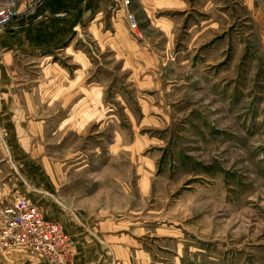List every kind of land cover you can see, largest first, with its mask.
<instances>
[{"label":"rangeland","instance_id":"1","mask_svg":"<svg viewBox=\"0 0 264 264\" xmlns=\"http://www.w3.org/2000/svg\"><path fill=\"white\" fill-rule=\"evenodd\" d=\"M106 3L101 16L110 13L114 0ZM175 18L168 20L171 26L136 20V30L126 25L131 41L123 42L101 41L97 25L79 28L68 51L53 52L49 61L58 60L70 72L78 67L70 52L87 56L89 70L77 89L90 85L86 92L93 99L100 92L101 101L78 106L83 96L78 97L68 108L75 115L70 130L52 117L59 107H39V114L54 120L33 157H45L65 191L70 186L87 195L85 206L117 211L141 231H151L146 242L159 262L199 256L207 264H264V59L255 38L260 34L252 28L253 41L249 28L228 29L232 36L223 34L217 44L220 58H213L217 50L198 58L180 16ZM107 23L101 31L121 33V26ZM29 66L23 65V77L29 75L45 94L51 89L45 73ZM0 144L5 148L1 139Z\"/></svg>","mask_w":264,"mask_h":264},{"label":"crops","instance_id":"2","mask_svg":"<svg viewBox=\"0 0 264 264\" xmlns=\"http://www.w3.org/2000/svg\"><path fill=\"white\" fill-rule=\"evenodd\" d=\"M107 1L39 0L29 9L19 5L14 21L0 30V139L6 148L0 147L4 157L0 162V217L12 205L16 195L29 196L45 218L60 221L65 232L74 239V264H207L199 256L187 259L185 263L184 260L159 262L152 244L146 242L154 236L151 231H141L121 218L117 211L102 209L96 212L97 209L85 206L87 195L76 194L70 186L65 191L63 184L56 182L55 170L45 162V157H33L42 148L39 139L49 120L56 118V123L63 120L62 128L66 124L70 130L75 115L71 117L68 108L78 97L83 96L78 99V106H91L101 101L100 92L94 93V99L86 92L90 85L83 87L85 91L77 89L78 85L84 86L80 81L89 70L90 63L85 54L70 52L73 64L78 65L74 72L58 60L50 62L49 59L53 52L68 51L71 38L79 28L88 30L97 25L101 41L109 37L115 42L131 41L126 32L127 11L137 21L149 20L151 25L164 22L171 26L173 24L168 20L178 19L175 17L179 15L185 38L194 52L198 50V58H204L208 51L215 53V50L217 54H213V58H220L221 49L217 44L221 43L223 34L225 38L229 34L232 36L228 29L249 28L246 35L249 33V39L252 37L254 41V28L260 34L255 38L264 59V0H131L128 8L121 6L116 12L109 8L110 13L102 17L104 10L107 14ZM106 20L117 28L121 26V33L115 30L109 36L108 29L101 31L105 26L109 28ZM153 20L158 21L153 23ZM237 38L236 34L230 40L234 42ZM25 64L45 73L51 89L41 88L43 94L34 87L35 80L29 81V75L23 77ZM44 104L59 107V115L49 119L39 114V107ZM6 169L9 173L13 169L14 172L8 174L10 177L2 176L1 171ZM77 183L72 186L79 187ZM12 189L16 190L9 198ZM0 264L50 263L11 249L0 253Z\"/></svg>","mask_w":264,"mask_h":264},{"label":"built area","instance_id":"3","mask_svg":"<svg viewBox=\"0 0 264 264\" xmlns=\"http://www.w3.org/2000/svg\"><path fill=\"white\" fill-rule=\"evenodd\" d=\"M39 0H4L0 3V29L14 21L18 6L31 8ZM131 0H114V12L128 8ZM127 23L136 27L135 16L126 13ZM16 249L50 264H74L75 241L58 220L45 218L36 202L25 194H18L12 205L0 217V253Z\"/></svg>","mask_w":264,"mask_h":264}]
</instances>
